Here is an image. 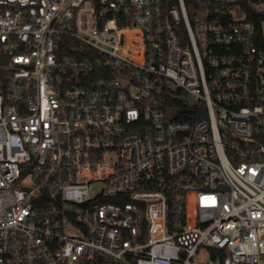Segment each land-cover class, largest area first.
Listing matches in <instances>:
<instances>
[{
    "label": "built area",
    "instance_id": "built-area-1",
    "mask_svg": "<svg viewBox=\"0 0 264 264\" xmlns=\"http://www.w3.org/2000/svg\"><path fill=\"white\" fill-rule=\"evenodd\" d=\"M0 264H264V0H0Z\"/></svg>",
    "mask_w": 264,
    "mask_h": 264
},
{
    "label": "trees",
    "instance_id": "trees-1",
    "mask_svg": "<svg viewBox=\"0 0 264 264\" xmlns=\"http://www.w3.org/2000/svg\"><path fill=\"white\" fill-rule=\"evenodd\" d=\"M172 105L176 106L177 108H182L184 104L183 102H180L179 100L174 99V101H172Z\"/></svg>",
    "mask_w": 264,
    "mask_h": 264
}]
</instances>
